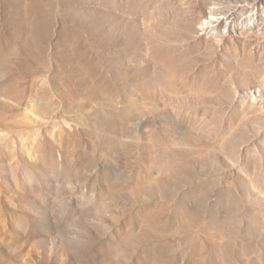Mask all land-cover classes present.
Segmentation results:
<instances>
[{
    "label": "rangeland",
    "instance_id": "374dc122",
    "mask_svg": "<svg viewBox=\"0 0 264 264\" xmlns=\"http://www.w3.org/2000/svg\"><path fill=\"white\" fill-rule=\"evenodd\" d=\"M0 264H264V0H0Z\"/></svg>",
    "mask_w": 264,
    "mask_h": 264
}]
</instances>
